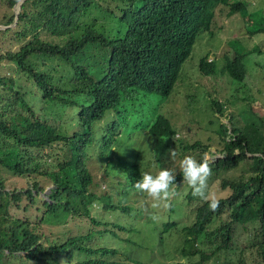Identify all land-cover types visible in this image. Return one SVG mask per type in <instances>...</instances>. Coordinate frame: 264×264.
Instances as JSON below:
<instances>
[{"label":"trees","instance_id":"16d2710c","mask_svg":"<svg viewBox=\"0 0 264 264\" xmlns=\"http://www.w3.org/2000/svg\"><path fill=\"white\" fill-rule=\"evenodd\" d=\"M102 1L103 7L94 0H0V166L8 168L27 195L38 181L51 180L47 196L53 202L43 203L40 212L45 221L57 223L74 213L88 216L91 202L98 199L99 210L120 212L125 205L99 196L89 181L107 159L134 151L121 144L122 136L131 135L118 127L139 119L128 129L149 134L161 143V149L177 146L176 167L186 155L198 161L206 152L215 157L212 173L218 176V186L226 189L217 197L219 208L212 211L188 188L186 197L196 205L186 207L191 219L184 232L206 247L210 256L233 244L237 252L233 251L230 264H264V95L238 98L237 114L223 113L220 101L210 96L209 104L215 108L194 121H203L210 132L203 140L175 137L194 118L173 121L168 115L174 113L165 114L155 106L190 96L188 91L193 89L218 92L233 81L253 82L254 72L264 69V56L262 62L253 60L254 72L247 67L250 56L264 55V5L244 13L248 18L241 25L246 32L229 42V52L214 55L200 72L178 79L167 98L182 75L180 68L194 35L222 26H216L222 18L227 25L233 16L243 15V0ZM253 35L262 39L255 42ZM121 101L120 110L114 109ZM194 149L198 150L193 154ZM49 155L57 159L56 169L48 170L40 163L42 159L48 164ZM249 159L256 161L253 168ZM131 165L127 170L138 173V166ZM237 165H248L251 171L232 178L222 175ZM181 177L180 169L177 178ZM7 181L13 182L0 173V184ZM68 183L73 190L65 188ZM6 194H0V264H19V253L2 250L26 248L35 240L23 236L17 243L19 232L27 226L16 211L9 213L8 202L16 196ZM179 206L174 204L171 212ZM62 224L72 227L65 219ZM237 225L251 229L249 235L255 239L235 234ZM107 230L111 229L89 231L86 236L111 238ZM87 240L81 236L72 240L79 254L81 250L91 253ZM37 249L38 245L31 247ZM44 253L50 264H70L64 255L57 261L52 247ZM151 256L144 258L152 260L149 264L158 261ZM83 259L89 260L88 256Z\"/></svg>","mask_w":264,"mask_h":264},{"label":"clouds","instance_id":"9594fccd","mask_svg":"<svg viewBox=\"0 0 264 264\" xmlns=\"http://www.w3.org/2000/svg\"><path fill=\"white\" fill-rule=\"evenodd\" d=\"M100 7H103L102 0H94ZM222 27V26H220ZM218 27V30L219 28ZM226 30L228 31V26L225 25ZM217 30V33H218ZM195 35L193 38L192 43L190 44L189 50H191L192 44L194 42ZM215 50V48H214ZM216 55V51L214 53ZM214 56H210L208 54H203L198 58L197 62V69L194 71L200 72V68L204 66L207 61H212ZM230 84H234L230 82ZM210 94V96H215L218 101H220L221 111L223 113H228L226 107V102L222 98L221 91H212V90H203L202 95L204 97ZM264 95V84H250V89L247 93L243 94L242 96L238 97L244 100L249 98L257 97L260 98ZM210 96L207 98L209 100ZM186 97H182L180 100H167L163 103L158 102V106L156 105V109L160 105H165L166 110L170 108H176L177 110L184 109ZM190 97V96H189ZM238 98L235 104V110L233 113L237 114L238 111ZM177 102H179V107H174ZM180 102H183L180 103ZM124 102L121 101V104H117L114 109L120 110L122 104ZM215 106L210 105L209 111L213 110ZM112 117L114 116L113 111H111ZM56 118V116L54 117ZM109 117L107 116V119ZM220 119V118H219ZM104 122V119H103ZM161 151H165L166 149H161ZM135 151V150H134ZM133 151V152H134ZM154 155L155 159L152 162V169H144L138 163L136 158L126 159L122 158L121 155H114L107 159L103 165L101 164L100 173L96 175L95 178L91 177L90 184L92 188L96 191V193L100 196H106L109 198L110 202H119V204L125 205L124 207H136L142 210V214L139 216L142 220H157L158 224L160 225L159 230V241H160V252L159 253H152V258L157 259V262L153 264H166V258L170 257L174 250L181 253H189L195 252V260L196 261H206L209 259V264H230L231 258L230 254L233 252L236 247L233 246L232 248L227 247L226 249L222 250L218 254H214L210 256L208 254V249L202 245H200L197 241H193L191 237L184 232V228L189 224L188 222L182 223L181 218L177 215V212L172 213L171 210L174 206L172 202V197L181 192L180 190L176 191L174 188L175 183L184 182L187 184V189L190 188L192 190V195L194 197H198L201 200H204L208 207L212 211H216L219 208V199L211 193L209 190V180L212 176V165L215 163V157L204 156L199 161L190 156L186 155L180 162L179 167H169L159 169L157 166L158 158H160V154ZM87 153L92 156L93 154L90 151ZM57 154L60 158V154L58 153H51ZM176 153L174 150H169V156L175 157ZM49 163H43L42 159L40 163L45 165L48 170L50 168L56 169L55 162L57 159L52 157L51 155L48 156ZM113 162V163H112ZM120 162V164H119ZM129 162V163H128ZM138 166L139 171L138 173L134 171L133 173L129 172L126 166H132L131 164ZM151 161H148V165H150ZM109 164H112L111 166ZM106 170V174L104 170ZM155 168H157V173H154ZM5 166H0V170H6ZM117 169L115 172L110 173L112 170ZM181 169L182 177L177 178V173ZM175 170H177L175 172ZM183 179V180H182ZM37 188L33 190L31 195H27L25 193L24 188L22 187H6L3 183L0 184V194L6 195H15V199L11 200L9 203L13 204L12 210H8L9 213L16 211L18 214V210L20 209H32L33 216L31 217L29 213L25 215H21L23 218L27 229L25 231L19 232V239L17 241L20 242L23 236H27L28 239L32 236L34 237L35 243L26 247V248H6L2 251L11 250L13 252H17L21 255L17 261L19 264H50L51 259L48 257L44 251H46L49 247L54 248L57 251L55 256L56 260L60 259L61 255L70 258V264H149L151 263V259L146 261L144 258L148 255L147 253H139L137 255L128 254L126 249H123L122 242L123 237L119 240H116L111 236L109 238L110 242L102 244L103 247H100V250H96L93 248L92 239L87 240V246H89L92 251L89 255L85 251L80 252L78 251V245L72 244V240L81 235V232H76L72 234H65V236L56 237L48 235L47 232L43 231L39 226L44 222L46 224L57 225L60 224V220L57 223H51L49 221L43 220L41 215L42 210L44 208L43 203L45 202H53V199L47 196L50 186H43L39 183L37 184ZM52 186V185H51ZM67 190H73L74 188L71 183L65 185ZM187 192V191H185ZM10 194V195H9ZM11 197V196H10ZM23 201L20 203V201ZM151 200L153 203L149 202ZM191 205V208L196 205L194 202L190 201L185 206ZM180 204V203H178ZM163 205V211L157 209ZM102 206V202L100 199L93 200L90 204V211L88 215L91 214V209L94 208L93 211L99 210ZM40 211L41 213H37ZM160 211V212H156ZM77 215V213H74ZM178 218V219H177ZM16 222V221H15ZM120 225L121 228L117 227ZM107 228V227H106ZM123 226L116 221L111 222V226L108 229L112 231L118 232L121 236L124 235ZM102 238V237H101ZM101 238H94V239H101ZM71 241V242H70ZM80 245L82 241L80 240ZM98 244H101L99 242ZM38 245L39 249L31 250V247ZM83 246V243L82 245ZM230 248V249H229ZM115 249L114 253L111 254L110 250ZM88 256L89 260H84ZM207 258V259H201ZM206 263V264H208ZM170 264H178V261H173ZM194 264V262H192Z\"/></svg>","mask_w":264,"mask_h":264},{"label":"rangeland","instance_id":"374dc122","mask_svg":"<svg viewBox=\"0 0 264 264\" xmlns=\"http://www.w3.org/2000/svg\"><path fill=\"white\" fill-rule=\"evenodd\" d=\"M246 7L243 8V15L241 16H233L231 18V22L227 24L228 31L225 28L226 25V19L222 18L220 21H218L216 26H220L222 23V27L211 30L209 33L205 30H200L196 33L194 42L192 44L191 50L188 54V56L185 59V62L181 65L180 73L182 75L177 76L176 82L173 86V89L167 96L170 97V95L173 93L177 80L183 77H190L195 69H197V62L198 58L203 54H208L210 56H214V53L216 51L217 55H225L227 52L230 51V44L229 42H233L235 40H238L239 36L241 34H245L246 28L245 26L241 25V20H245L248 18L247 15H244V13L248 10H250L252 7H260L261 5H264V0H243ZM102 4L104 2L102 1ZM17 4L14 6V10L16 9ZM218 30V33H217ZM252 39L255 42H258L259 39H262L259 35H253ZM249 45V44H248ZM246 45V46H248ZM215 48V50H214ZM257 52V51H254ZM251 53V52H250ZM264 55L260 54L259 56L252 55L247 60V67L248 72L252 71L254 72V67L252 65L253 60H257L259 62H262V57ZM6 65V64H4ZM4 69L7 70L8 68L4 66ZM255 76H253V82H240V81H233L234 84H229L226 86V88H223L222 98L227 103L226 107L228 111H231L232 113L235 110V104L238 97L242 96L243 94L247 93L250 89V84H264V69L261 67L260 71L254 72ZM10 75V74H9ZM13 76V74H11ZM190 94V97H186L185 100V106L182 110H177L176 108H170L166 110L165 105H160L157 109L162 110L163 113H174L168 115L169 118L173 121L177 120L179 118L180 122L185 120V116L189 118H194L192 122L188 124V127L182 126L178 130V134L175 133V137L180 138H187L189 141L194 140L197 136H200L201 140H203L206 136V133H210L208 129L203 127V121L201 122H194L195 119H198V117L201 118L203 114H206L209 112V100L207 98L210 96V94H207L206 97L202 95V91H198V89H193L188 91ZM165 98V99H167ZM164 99V100H165ZM154 100V99H151ZM261 100V99H260ZM152 102V101H151ZM121 104V102L119 103ZM125 104H128L125 102ZM136 104V103H135ZM155 104V103H154ZM157 104H155L156 106ZM159 110V111H160ZM179 112L182 116L179 117V115L176 113ZM247 110L245 111V113ZM221 121L227 122L226 117L220 116L219 117ZM137 120H127L126 122H123L118 129H121L124 133L129 132L131 137L125 138L124 136L121 137V144L122 145H130L134 148V152L125 154H120L122 158L126 159H132L136 158L138 160V163L143 167L144 169H152V162L154 161L155 157L154 155H157L160 153L161 143L155 139H153L149 134L145 133H139L135 130H129L128 128L132 126L133 123L138 122ZM227 125V124H226ZM142 137V138H141ZM178 139L176 138L175 145H179ZM165 151H161L160 158H158L157 166L159 169L162 168H169V167H176L177 166V160L176 157H170L169 156V150H174L175 152L178 150L177 146L172 145L169 148H165ZM198 149L192 150V153L194 154ZM93 155V154H91ZM206 156H209V153H205ZM212 157V156H210ZM148 161H151L150 165H148ZM255 160L249 159L248 163L253 168L255 165ZM45 166V165H44ZM180 168V167H179ZM117 169L112 170L110 173L115 172ZM157 168H155L154 173H157ZM177 170H175L176 172ZM251 171L250 167L248 165H237L235 167H232L222 172V175H224L227 178H232L240 175H247ZM0 173H4L7 177H9V180L13 177L11 174L4 170H0ZM100 173V169H95L93 173V178L96 177L97 174ZM43 186H51V180H45L42 182H39ZM3 184L6 187H21L18 182L13 181L12 183L3 182ZM210 188L209 190L214 193L216 197H218L220 194H223V192L226 190L225 188H220L218 186V176L216 174H212L210 180H209ZM186 183H175L174 188L176 191L180 190L181 192L175 194L172 197L173 203H180L179 208L177 209V214L181 218L182 223H186L191 219V215L188 214L186 207H191L193 205L192 203L185 206L188 202L192 201V198L186 197V189H187ZM26 193V192H25ZM10 195V194H9ZM5 195H3L4 197ZM23 202L22 200L20 203ZM149 202L152 204L153 202L149 200ZM13 204H8V210H12ZM158 210L163 211V205L160 207H157ZM189 209V208H188ZM251 208H248V211H250ZM32 209H20L18 210L17 218L21 217V215H25L27 213L30 214V216H33V213L31 211ZM94 208L91 209V214L88 216L84 215H68L65 220L72 225L70 229H67L66 226L62 224V221H60V224L57 225H51L42 223L39 228H41L43 231L47 232L48 235L56 236V237H63L65 234H72L76 232H81V235H84L82 238L89 239L91 237L86 236V233L89 231H96L99 229H103L105 227L109 228L111 226V222L116 221L119 222L124 228V235L121 236L116 231L107 230L108 233L111 234L113 238L116 240L121 239L122 237V247L123 249H126L128 251V254L131 255H137L141 252L152 254V253H159L160 248V241H159V230L160 225L158 224L157 220H142L139 218V216L142 214V210L140 208L136 207H128L123 208L120 212L118 210H98L93 211ZM156 211V212H160ZM40 211L37 213V217ZM90 217H93L95 221H98V223H95L90 219ZM39 218V217H38ZM178 219V218H177ZM107 222V224H104ZM10 222H6L8 224ZM238 228L234 231L235 234H238L240 232L241 236L246 239L250 240L251 238L255 239V237H252L249 235V231L252 230L248 228H242L240 225H237ZM101 242V244H98ZM110 242L109 237H103L101 239H94L92 241L93 248L96 250H100V247H103L102 244ZM235 252L236 249L234 250ZM244 252H248L244 250ZM195 252H189V253H181L177 252V250H174L170 257L166 258V264H170L173 261H178V264H206L209 262V259L206 261H196L195 259ZM233 252H231L230 257L232 258ZM214 257V256H213ZM209 264V263H208Z\"/></svg>","mask_w":264,"mask_h":264}]
</instances>
